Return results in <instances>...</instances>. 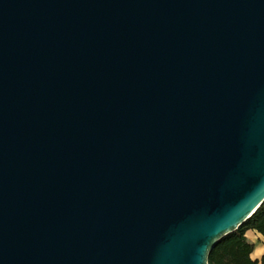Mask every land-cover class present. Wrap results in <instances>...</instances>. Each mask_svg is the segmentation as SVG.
I'll use <instances>...</instances> for the list:
<instances>
[{
	"label": "water",
	"instance_id": "95a60500",
	"mask_svg": "<svg viewBox=\"0 0 264 264\" xmlns=\"http://www.w3.org/2000/svg\"><path fill=\"white\" fill-rule=\"evenodd\" d=\"M264 201V0H0V264H208Z\"/></svg>",
	"mask_w": 264,
	"mask_h": 264
},
{
	"label": "trees",
	"instance_id": "16d2710c",
	"mask_svg": "<svg viewBox=\"0 0 264 264\" xmlns=\"http://www.w3.org/2000/svg\"><path fill=\"white\" fill-rule=\"evenodd\" d=\"M247 230H253L264 238V201L256 212L233 232L222 237L210 250L208 264H264L251 258L253 243L245 236Z\"/></svg>",
	"mask_w": 264,
	"mask_h": 264
},
{
	"label": "crops",
	"instance_id": "0c3cea01",
	"mask_svg": "<svg viewBox=\"0 0 264 264\" xmlns=\"http://www.w3.org/2000/svg\"><path fill=\"white\" fill-rule=\"evenodd\" d=\"M245 236L254 245L253 251L250 254L251 258L261 263L264 255V238L253 230H247Z\"/></svg>",
	"mask_w": 264,
	"mask_h": 264
}]
</instances>
